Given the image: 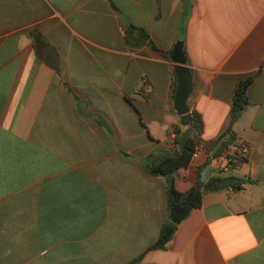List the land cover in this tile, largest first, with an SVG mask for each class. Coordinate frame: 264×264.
<instances>
[{"label": "crops", "instance_id": "crops-1", "mask_svg": "<svg viewBox=\"0 0 264 264\" xmlns=\"http://www.w3.org/2000/svg\"><path fill=\"white\" fill-rule=\"evenodd\" d=\"M130 24L147 32L135 45ZM181 40L203 146L226 131L239 81L260 72L234 125L250 152L229 173L205 153L175 172L180 192L199 177L207 191L154 249L167 180L142 165L176 149L173 128L189 132L173 102ZM226 176L241 188L211 190ZM138 259L264 264V0H0V264Z\"/></svg>", "mask_w": 264, "mask_h": 264}, {"label": "trees", "instance_id": "trees-1", "mask_svg": "<svg viewBox=\"0 0 264 264\" xmlns=\"http://www.w3.org/2000/svg\"><path fill=\"white\" fill-rule=\"evenodd\" d=\"M114 7L116 6L114 5ZM182 25H185L184 19ZM135 32H142L147 36L145 29L130 24L126 32L128 44L135 45L132 41ZM149 44L165 58H170V53L159 49L153 41H150ZM259 74L260 72L255 75H250L239 81L236 85L232 97L229 125L226 131L218 138L204 144L208 152L214 151L215 148L218 147L216 151H214V154H220L229 146L228 144L235 140L234 125L241 118L246 108L251 104L248 89ZM175 91L176 86L174 88V92ZM182 124L188 125L190 128L189 132H184L180 126L173 128V132L176 134V149L165 152L159 157H151L144 161L142 165L143 170L150 176H161L165 177L167 180L168 219L161 229V234L157 243L152 247L154 249H164L166 247L177 231L178 225L186 219L194 209L202 206L203 196L207 191L205 183L200 177L195 185L186 192H180L175 186V172L182 167H187L191 162L192 154L196 147L198 145H203L201 136L205 128L203 118L197 111H189L188 114L182 116ZM226 138L227 140L225 141ZM242 183L243 180L234 176L219 177L214 180V185L211 190H219L228 187L240 189ZM139 260L140 259L131 264H137Z\"/></svg>", "mask_w": 264, "mask_h": 264}, {"label": "built area", "instance_id": "built-area-1", "mask_svg": "<svg viewBox=\"0 0 264 264\" xmlns=\"http://www.w3.org/2000/svg\"><path fill=\"white\" fill-rule=\"evenodd\" d=\"M249 152V145L242 140L233 141L226 150L217 155L207 152L203 145H198L192 154L191 161L195 162L201 153H205L208 163L215 171L229 173L247 162Z\"/></svg>", "mask_w": 264, "mask_h": 264}, {"label": "water", "instance_id": "water-1", "mask_svg": "<svg viewBox=\"0 0 264 264\" xmlns=\"http://www.w3.org/2000/svg\"><path fill=\"white\" fill-rule=\"evenodd\" d=\"M184 41H179L172 52V60L177 64L176 76L177 87L174 94V107L178 115L184 116L189 113L188 100L193 91V77L187 66V57L184 51Z\"/></svg>", "mask_w": 264, "mask_h": 264}]
</instances>
